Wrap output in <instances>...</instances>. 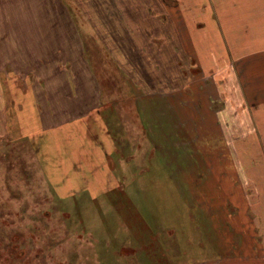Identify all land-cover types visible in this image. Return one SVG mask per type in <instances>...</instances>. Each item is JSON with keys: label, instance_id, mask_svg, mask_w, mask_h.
Returning <instances> with one entry per match:
<instances>
[{"label": "rangeland", "instance_id": "374dc122", "mask_svg": "<svg viewBox=\"0 0 264 264\" xmlns=\"http://www.w3.org/2000/svg\"><path fill=\"white\" fill-rule=\"evenodd\" d=\"M230 1L0 0V264H145L125 250L106 195L76 188L59 159L57 130L77 117L126 148L133 211L159 243L172 241L163 225L184 218L188 192L177 193L162 169L185 170L184 107L225 105L204 69L218 74L223 63L210 52L226 40L234 50Z\"/></svg>", "mask_w": 264, "mask_h": 264}, {"label": "crops", "instance_id": "0c3cea01", "mask_svg": "<svg viewBox=\"0 0 264 264\" xmlns=\"http://www.w3.org/2000/svg\"><path fill=\"white\" fill-rule=\"evenodd\" d=\"M230 2L235 6L234 50L226 40L219 54L210 52V62L223 63L226 71H221L223 64L218 74L216 67L204 69L214 72L210 76L225 105L218 110L204 103L184 107L188 116L182 126L187 127L188 143L185 155L179 156L186 160L185 170L168 165L162 169L173 187L177 185V193L179 188L188 192V200L181 204L184 218L178 214L163 225L170 243H159L160 234L133 211L129 191L133 177L131 169L125 168L128 163L121 161L126 148L107 129L103 137L97 135L83 117L65 121L57 130L60 144L65 145L59 149V159L72 167L76 188L106 195L117 230L126 234L125 250L134 249L145 264H159V260L163 264H264V240L254 245L252 240L245 242L252 234L264 238V0ZM223 25L217 26L221 36L227 29ZM160 147L156 153L164 160ZM178 148L181 152V144ZM140 174H147V169ZM83 175L90 177L87 183ZM211 234L220 236L213 241ZM213 252L219 256L209 257ZM179 254H188L194 261L179 260Z\"/></svg>", "mask_w": 264, "mask_h": 264}]
</instances>
